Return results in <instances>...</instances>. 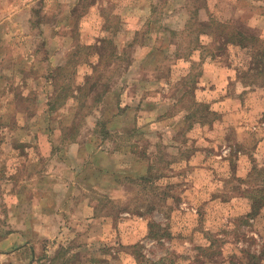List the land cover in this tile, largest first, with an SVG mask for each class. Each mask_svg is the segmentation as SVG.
<instances>
[{
	"label": "rangeland",
	"instance_id": "rangeland-1",
	"mask_svg": "<svg viewBox=\"0 0 264 264\" xmlns=\"http://www.w3.org/2000/svg\"><path fill=\"white\" fill-rule=\"evenodd\" d=\"M74 2L0 0V225L6 199L27 197L29 184L46 193L49 209L68 193L62 182L79 186L69 192L66 227L49 230L62 234L41 238L46 225L37 217L41 236L0 264H264V205L207 201L242 193L264 201V160L243 187L224 175L213 154L224 140L235 153L238 141L212 131L220 115L204 87H218L221 68H232L228 89L256 88L253 102L245 92L243 109L260 122L264 71L247 81L253 49L226 38L250 32L264 45V0H82L70 15ZM94 148L109 154H96L97 164L124 168L120 178L96 172ZM203 156L217 174L210 191L194 183L206 177L193 168ZM50 167L52 180L38 184ZM82 210L104 222H80ZM100 230L110 234L97 244ZM54 243L64 246L53 253Z\"/></svg>",
	"mask_w": 264,
	"mask_h": 264
},
{
	"label": "crops",
	"instance_id": "crops-1",
	"mask_svg": "<svg viewBox=\"0 0 264 264\" xmlns=\"http://www.w3.org/2000/svg\"><path fill=\"white\" fill-rule=\"evenodd\" d=\"M82 0H76L74 2V6L70 9V12L68 14H73V9L75 8L76 4L75 3H80ZM92 11V10H91ZM96 11L93 10L90 14H93L98 20L103 18L102 14L95 13ZM150 13L151 9H150ZM84 15V13H82ZM80 15L79 16V22L78 26H80V29H83V18L84 16ZM87 15V14H86ZM90 16V15H89ZM82 18V19H81ZM81 19V20H80ZM86 19H88V16H86ZM85 30V29H83ZM135 34V33H134ZM134 39L130 40V42L133 43ZM129 42V43H130ZM205 71L203 75H205ZM223 73V74H222ZM221 74L222 77L220 78V84L214 82L216 79L215 77H209L206 78L209 81L212 80V83L214 82L218 87L216 86H204L207 88V92L209 93V103L210 107L213 111L218 112L220 116L216 117L213 122H212V131L216 132L217 130H221L224 133V138L227 139L229 133H234V136L237 137L236 141H238V148H235V153L231 154L230 151H232V148L230 145L226 143V140H224L221 144L222 148L219 152H216V154H213L215 157V160H217L220 164H224L226 166V170L224 175L227 176H232L236 175L238 179L241 182V186H245V182L247 179L252 177V174H254V170L256 169L255 165L264 160V132L262 135L257 138L258 134H255L256 132H260L261 130L264 131V94L260 95V101L261 103H257V109H260V122L259 121H251L252 117L246 113L245 108L243 104L244 99L246 100L245 92L247 94H250L252 96V102L253 100L258 97L257 90L254 88V86H249L242 84L241 87L237 88V91H234L231 93L230 89H228V82L232 79H234V72L232 68H229L227 66H224L221 68ZM236 78V77H235ZM256 90L255 92L250 91V90ZM199 90V89H198ZM253 92V93H252ZM118 93V92H115ZM238 93V94H237ZM113 94V93H111ZM254 94V95H253ZM246 102V101H245ZM242 113L244 116H241ZM184 119V117H183ZM185 120V119H184ZM256 131V132H255ZM248 134L247 136L242 135V134ZM250 133H254L255 135H252ZM248 141V143L246 142ZM251 143L252 146L248 147V144ZM248 148H244V147ZM260 149L258 154V151H255L254 149ZM99 149L94 148V151L89 154H91L90 159L88 162H91L94 164V169L96 172H98L99 175H102L104 173L106 174H111L114 178H120V176L123 174V167H117L115 165H100L97 164L99 163V159L97 161H94L92 158H95L96 154L99 153V155H102V157H105V155H109L108 153H104L103 151L99 152ZM65 153V150H64ZM67 153V150H66ZM133 154V153H132ZM199 156V154H198ZM88 157V155L86 156ZM96 162V163H95ZM64 168L67 170L69 169V166L64 164V161L62 162ZM194 163V162H191ZM87 164V163H86ZM52 167V166H51ZM50 169L47 171L48 175H44L41 177L39 180H37L38 184L43 183L44 181L47 180H52V177L50 174H52V170ZM194 171H202L201 174H203L206 177H200V178H194V183H202L204 186H202L204 190L210 191L213 189L215 186H212L213 184H216L218 182L217 180V174L215 168L213 166L211 167L208 164L207 161V156H203V163L199 164L197 163L196 166L193 167ZM32 170L35 169L34 166L31 168ZM16 169H10L9 174L12 175L13 172H15ZM72 173H75L72 171ZM247 178V179H246ZM55 180L58 181V183L61 182V179H59V176H55ZM199 180V182H198ZM246 180V181H244ZM8 182H12V180H7ZM115 182H118L117 180ZM12 184V183H11ZM19 184V185H18ZM36 183L29 184L27 188L31 187L32 188L29 190L27 193V197L25 196V193L22 192H15L11 194L13 197H8L6 199V202L4 203V206H6L7 210L6 213L4 212L2 214V218L6 220V223H3L0 225V256H8L11 257L13 254H19L22 253V251H25L27 246H30L33 242L32 239L39 238L41 236L40 231L38 232V229L36 226H41V222H36V218L40 217L43 219L46 228V232L44 233V236L42 235L41 238H49L53 239L59 234H62V231L60 228H58V232L56 235L52 236L50 235L51 233L49 230L55 229V226H61V228H65L66 226L62 224V222H65V218H69L70 216H66L65 211L68 213L70 212L69 210H66L65 207H67V204L70 202V197H69V192L73 188H78L79 186L75 185L73 181L71 182H62L61 187L62 189H66L68 191L65 192L60 198L55 200L56 205L55 208H50L47 204V200L45 199L44 196L46 193L41 194L40 187L35 186ZM89 184L86 181H83L80 183V186L82 185H87ZM198 184L199 186H201ZM37 185V184H36ZM20 188H25V184H21V181H17V187ZM99 186V185H98ZM261 187V186H260ZM199 188V187H198ZM31 195V196H29ZM51 195L56 196V192L52 193ZM58 197V196H57ZM28 199V202L25 199ZM184 198V197H183ZM230 198V199H229ZM227 199H222L220 197H216L212 195V199H208V203H211L213 201L215 202H230L232 205H236L238 203L240 204H245L249 205L250 198H248V195H245L242 193L241 195H233ZM83 205V199H80ZM186 202V199H183V203ZM58 205V207H57ZM26 209L30 210V216L32 217L31 219L25 217V211ZM264 209V207L262 208ZM249 210V207L247 208V212ZM261 210V209H260ZM128 214V213H126ZM80 222H90L93 221L92 223L102 225L104 222V218L101 215H93V214H85L82 210V213L77 216ZM141 218V217H140ZM30 222L31 225H27L26 222ZM42 221V220H41ZM9 222L10 224H7ZM6 224V225H5ZM60 230V231H59ZM119 233V232H118ZM116 233V236H119V234ZM92 235L94 233H91ZM110 233H106L105 230H100V233H96L95 235H99L97 241V244L102 243L104 241V237L109 235ZM36 236V237H35ZM134 237V234H132ZM104 243V242H103ZM54 247L51 248L53 253H56L58 250V247L62 248L61 244L54 243ZM96 245V244H95ZM93 244V247L95 246ZM97 246V245H96ZM100 247V245H99ZM95 248V247H94ZM50 250V251H51ZM10 259H13L11 257ZM118 264H128L124 260L122 263ZM129 264H132L131 261Z\"/></svg>",
	"mask_w": 264,
	"mask_h": 264
},
{
	"label": "trees",
	"instance_id": "trees-1",
	"mask_svg": "<svg viewBox=\"0 0 264 264\" xmlns=\"http://www.w3.org/2000/svg\"><path fill=\"white\" fill-rule=\"evenodd\" d=\"M233 32H234V30H233ZM233 32L227 34L228 35L226 38L227 44L233 42V43H238V45L240 47H244V48L245 47H247V48L251 47L253 49L252 50L253 55H251L252 57L250 58L251 65L248 67L249 71H252V72L249 73L248 71H246L243 75H245L246 77H249V78H247V81H248V79H251L249 82L254 84L255 80L258 81L260 78L263 77V74H261L262 71H264L263 70L264 69V45H263V42H261V38L259 36L255 35L254 33L243 32V31L240 32L239 30H236L234 33H236L240 37H238V39L235 37L237 39V41H234L233 38L230 36V35H232ZM135 39L136 38L134 37V41H136ZM134 41H133V43H134ZM229 41H231V42H229ZM223 45H224V43H223ZM223 45H220V46H223ZM100 59H101L100 55H98L97 61H100ZM63 67H65V66L63 65ZM252 79H255V80H252ZM79 89H81V87H79ZM99 97L100 96H98L95 101H97V100L99 101V99H100ZM102 97H103V95H102ZM254 203H255L256 209L258 210V208L260 206L264 205L263 197L260 196V198L259 197L256 199L254 198V200L251 201L250 206L252 207V209L254 207Z\"/></svg>",
	"mask_w": 264,
	"mask_h": 264
}]
</instances>
